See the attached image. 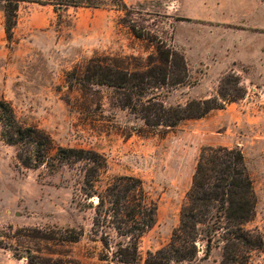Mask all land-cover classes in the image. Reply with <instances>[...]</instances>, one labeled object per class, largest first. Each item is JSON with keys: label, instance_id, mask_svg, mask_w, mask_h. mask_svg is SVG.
I'll return each mask as SVG.
<instances>
[{"label": "rangeland", "instance_id": "1", "mask_svg": "<svg viewBox=\"0 0 264 264\" xmlns=\"http://www.w3.org/2000/svg\"><path fill=\"white\" fill-rule=\"evenodd\" d=\"M121 1L126 8L104 0L99 8L60 15L50 5L20 3L8 41L0 0V98L20 124L45 131L56 146L88 153L25 168L0 126V264H28L29 258L122 264L114 253L129 237L117 227L132 224L116 222L108 196L121 177L141 180L157 206L155 224L138 240V260L130 263L146 264L179 228L197 158L208 147L243 154L256 196L255 218L244 227L264 237V0ZM99 62L129 74L162 70L166 77L132 97L135 115L126 106L127 88L79 83ZM230 75L246 92L224 109L174 129L148 127L141 117L139 101L183 107L232 88L222 84ZM71 232H82L78 242H59ZM196 247L195 259L171 264H220L222 244L207 257L205 242ZM248 264H264V250L252 252Z\"/></svg>", "mask_w": 264, "mask_h": 264}, {"label": "trees", "instance_id": "2", "mask_svg": "<svg viewBox=\"0 0 264 264\" xmlns=\"http://www.w3.org/2000/svg\"><path fill=\"white\" fill-rule=\"evenodd\" d=\"M4 31L8 41L13 39L19 4L23 2L50 5L60 15L68 8H99L104 0H3ZM118 9L126 8L121 0H117ZM174 52L168 50V55ZM162 70H152L146 75L129 74L127 71L113 69L107 65L94 63L88 70L86 79L79 83L93 81L97 85L114 88H127L126 106L137 115L133 105V96L143 97L150 88L157 84L159 77H166ZM171 72V71H170ZM171 74H175L174 71ZM171 76V75H170ZM172 83L180 84L183 81ZM162 80V79H161ZM232 88L220 91L218 97L206 100H192L185 106L164 108L154 99L139 101L142 107V119L148 127L176 128L180 123L201 119L210 112L224 109L227 103L236 102L244 97L245 89L240 87V80L232 75L224 78L222 84ZM0 126L3 141L10 146L19 147L17 159L25 168L38 167L51 161L64 162L70 157L82 158L87 152L76 149H65L56 146L50 135L35 126H24L19 123L9 102L0 98ZM94 156V155H93ZM91 158V157H89ZM92 159V158H91ZM112 198V215L117 223L132 224L131 228L121 230L120 236L129 237L128 244L114 253L118 263L130 264L138 260L137 243L146 230L155 224L157 206L145 191L143 182L133 177L116 179V184L109 188ZM104 203L101 199V203ZM256 215V196L248 175L245 159L238 149L225 147L203 148L197 158L192 183L186 194L180 215V225L174 231L167 248L149 253L146 264H171L192 261L197 254L196 242H205V257L212 248L222 244V260L220 264H248L252 252L264 250V237L258 231L245 229ZM82 232H71L61 236L59 242H78ZM47 239V237H44ZM50 237H48L49 240ZM108 250V239L101 240ZM215 246L213 247V245ZM38 259V258H37ZM108 257H101L107 261ZM36 260V259H35ZM28 264H35L34 258ZM43 264V263H40ZM117 264V263H115Z\"/></svg>", "mask_w": 264, "mask_h": 264}]
</instances>
